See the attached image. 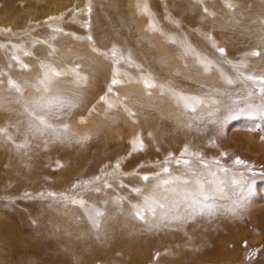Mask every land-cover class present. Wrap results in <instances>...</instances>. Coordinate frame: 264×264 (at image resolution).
<instances>
[{
	"label": "rangeland",
	"instance_id": "obj_1",
	"mask_svg": "<svg viewBox=\"0 0 264 264\" xmlns=\"http://www.w3.org/2000/svg\"><path fill=\"white\" fill-rule=\"evenodd\" d=\"M119 2L146 84L111 0H0V264H264V0Z\"/></svg>",
	"mask_w": 264,
	"mask_h": 264
},
{
	"label": "bare ground",
	"instance_id": "obj_2",
	"mask_svg": "<svg viewBox=\"0 0 264 264\" xmlns=\"http://www.w3.org/2000/svg\"><path fill=\"white\" fill-rule=\"evenodd\" d=\"M148 0H130V2H129V6H130V8H132L131 9V13L133 12H135V15L138 17V22H139V24L141 25H144L145 26V23H146V18H150L151 19V17H145V15H146V13H148L149 14V12H148V10H151V12H152V9L150 8V6H149V4H148V2H147ZM119 2V0H111V4H110V11H106V10H104L103 12L106 14V17L109 19V21H110V28L111 29H113V31H111L110 33H115L114 31L116 30V29H118V28H120V30L121 31H119L120 33H122V34H120V33H118V31L116 30V32L118 33V34H120L121 36H123V39H126V40H124V42L125 43H128L130 46H131V48H132V50L135 52V53H137V54H140V57L143 59V61H145L146 62V64L148 65V66H146V68H145V70H142L140 73H141V81L143 82V83H145L146 84V82H148L147 80V78H144L146 75H149V76H154L155 77V75L154 74H147L146 73V70L148 69V68H150L151 70L153 69V70H157V71H159V70H161V66H162V63H161V60L163 59V58H161L158 54H156V55H154V57H152V47H149L146 43H144L143 41H141V40H136V38L133 36L132 37V30H131V28H130V26L128 25L129 23H126L125 22V20H123L122 18V16H123V12L119 9V5L117 4ZM147 2V3H146ZM92 3V2H91ZM120 3V2H119ZM87 5H88V3H87ZM109 5V4H108ZM89 6V5H88ZM87 6V7H88ZM107 6V5H106ZM85 7V6H84ZM86 7V8H87ZM93 7V6H92ZM113 7V8H112ZM85 8V9H86ZM90 9H91V7H89ZM100 8L102 9V7L100 6ZM103 8H104V6H103ZM117 8V9H116ZM84 9V8H83ZM85 11H87L88 12V10H85ZM121 13V14H120ZM144 13V14H143ZM87 13H85V15H86ZM152 15V14H151ZM150 15V16H151ZM83 16V15H82ZM53 17V16H52ZM1 18V17H0ZM80 20H83V19H80ZM115 20H117V21H120V23H118L119 25V27H115V24H116V22L113 24V21H115ZM3 22V21H2ZM98 22H102V20L99 18L98 19ZM103 23V22H102ZM152 23V21L150 22V24ZM105 25H107L108 23H104ZM150 24H148V26L150 27L151 25ZM152 25H153V23H152ZM154 26V25H153ZM100 28V27H99ZM141 29V31L143 32V27L142 28H140ZM95 34V33H94ZM117 34V35H118ZM146 34H147V37L149 36V35H154L155 34V31L154 30H152V29H150L149 30V28H147V32H146ZM159 34H161V33H159ZM112 35H114V34H112ZM116 36V35H115ZM115 36H113V37H115ZM144 36V35H143ZM155 36V35H154ZM153 36V37H154ZM150 37V36H149ZM161 37V36H160ZM115 39V38H114ZM150 39H151V37H150ZM156 39V38H155ZM155 39H154V41H155ZM148 40V39H147ZM146 40V41H147ZM160 40V39H159ZM114 41V40H113ZM112 41V42H113ZM158 41V40H157ZM115 42V41H114ZM84 43V42H83ZM123 43V42H122ZM120 44V43H119ZM115 45V44H114ZM117 45V44H116ZM108 46V45H107ZM113 46V45H112ZM118 46V45H117ZM158 47V46H157ZM117 48V47H116ZM113 49H115L114 48V46H113ZM165 50V49H164ZM116 52H118V51H116ZM162 52V51H161ZM65 53V52H64ZM118 55V54H117ZM173 56V55H172ZM138 57V56H137ZM67 62V61H66ZM178 64V63H177ZM56 65V64H55ZM159 65H161V66H159ZM50 66V65H49ZM181 66V65H180ZM55 67V66H54ZM51 68V67H50ZM114 69H116V68H114ZM116 71V70H115ZM122 71V70H121ZM165 71V70H164ZM50 72V71H49ZM118 72V71H117ZM172 72V71H171ZM55 73V72H54ZM121 73V72H120ZM138 73V72H137ZM130 74H131V72H130ZM130 74H128L126 71H123V80L121 81L120 80V83H122V85L124 84V83H126L125 85L126 86H131L129 83H128V81H129V78L131 77H129V75ZM140 75V74H139ZM140 77V76H139ZM148 77V76H147ZM144 78V79H143ZM156 78V77H155ZM150 80V79H149ZM187 82H188V79H185ZM135 81V80H134ZM138 81V80H137ZM138 82H140V81H138ZM167 83V82H166ZM140 85H141V82H140ZM144 85V84H143ZM133 86L134 87H139V84H133ZM123 87V86H122ZM144 88V87H143ZM150 89V88H149ZM146 91V90H145ZM248 197V196H247ZM249 198V197H248ZM259 202V201H258ZM260 202H264V200H261Z\"/></svg>",
	"mask_w": 264,
	"mask_h": 264
},
{
	"label": "snow or ice",
	"instance_id": "obj_3",
	"mask_svg": "<svg viewBox=\"0 0 264 264\" xmlns=\"http://www.w3.org/2000/svg\"><path fill=\"white\" fill-rule=\"evenodd\" d=\"M201 2H202V0H196V3H197L198 5H199ZM204 12H205V13H208V9L205 8V9H204ZM209 15H210V13H209ZM217 51L220 53V56H221V57L224 56V54H225V48H224V47H219V48L217 49ZM26 55H27V53H26ZM113 55H115L114 52H113ZM250 55H253V56H259V55H261V53H260V52H252ZM13 59H15V58H13ZM27 67H28L27 65H24V68H27ZM54 74H55L56 76L61 75V73H54ZM247 79H249L250 81H252L254 84L259 85L260 87H259L258 90L261 92V94H264V76H260V77L249 76V77H247ZM7 83H8L9 85H11V87H13L16 91H20L19 86H18L14 81L9 80ZM111 83H112L113 85H115V84L119 83V81L113 79V80L111 81ZM227 83H228V84H232L233 81H232L231 79H228V80H227ZM147 86L150 87L151 85H147ZM108 91L111 92L112 89L109 88ZM101 99H103V97H101ZM38 118H39V117H38ZM40 122L43 123V120L41 119ZM180 163H183L184 165H188V164H189V161L184 160V161H182V162H180ZM235 163H236V164H242L243 161H241V160H236ZM117 167H118V165H117ZM163 171H164V172H168L169 169H168L167 167H165V168L163 169ZM141 179L144 180V181H148L150 178H149L147 175H145V176L141 177ZM165 183H168V181H165ZM232 183H233V184H237L238 181L233 180ZM108 186L111 187V185H108ZM135 191H139V189H135ZM49 195H54V194L50 193ZM73 202L75 203V201H73ZM97 215H103V213H99V212H98ZM136 218H138V219H143V216H141V214H140L139 212H137V213H136ZM95 226L98 227V225H95Z\"/></svg>",
	"mask_w": 264,
	"mask_h": 264
}]
</instances>
